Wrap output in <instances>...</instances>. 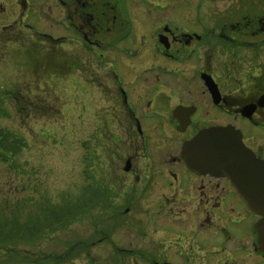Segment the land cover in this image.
<instances>
[{
	"label": "flooded vegetation",
	"instance_id": "obj_1",
	"mask_svg": "<svg viewBox=\"0 0 264 264\" xmlns=\"http://www.w3.org/2000/svg\"><path fill=\"white\" fill-rule=\"evenodd\" d=\"M220 1L10 2L27 35L36 31L41 16L45 22L55 19L60 54L81 49L92 53L90 63L107 67L110 75L104 79L117 88L114 98L120 100L115 111H124L117 123L123 133L114 140L123 142L122 172L137 181L142 177L140 193L150 198L136 207L146 215L143 232L135 233L136 246L122 251L147 264H264L253 229L260 217L229 179L197 172L182 157L184 144L199 131L231 126L245 148L264 159V0H228L224 10L211 11ZM180 6L194 8L176 13ZM214 52L228 55L229 65L215 61ZM143 56L153 75L128 81L126 68L135 73L129 65ZM79 62L62 58L58 66L78 71ZM219 67L231 69L217 77ZM208 78L215 100L205 84ZM99 88L109 96L110 87ZM132 200H126L125 209L111 204L119 210L120 228L128 224L123 216Z\"/></svg>",
	"mask_w": 264,
	"mask_h": 264
},
{
	"label": "rangeland",
	"instance_id": "obj_2",
	"mask_svg": "<svg viewBox=\"0 0 264 264\" xmlns=\"http://www.w3.org/2000/svg\"><path fill=\"white\" fill-rule=\"evenodd\" d=\"M227 1L221 0L211 11L224 10ZM10 2L0 0V133L12 138L9 143L17 140L18 149L15 153L3 150L5 156L0 153V223L13 220L22 225L31 218L34 222L35 216L49 217L52 206L62 204L70 218L53 232L41 228L30 243L16 244L13 254L0 251V264H52L54 258L77 243H87L101 229L105 234L100 237L109 235V242L93 244L88 253L84 251L66 264H147V260L127 257L122 251L124 246H136L135 233L143 232L141 222L146 221V215H139L136 207L141 201L149 203L150 198L140 193L142 177L137 181L136 176L122 172L123 142L114 140L121 135L117 123L124 111H115L120 100L114 98L117 88L104 79L110 75L107 67L90 63L92 53L81 49L72 55L76 51L72 47L60 54L55 19L45 22L41 16L35 28L40 35L33 30L27 35L20 18L12 16ZM193 8L180 6L175 12ZM213 54L219 64L229 65L228 55ZM62 58L78 59V71L67 65L60 69ZM129 66L136 72L126 68L128 81L134 75H141V80L153 75L145 56ZM183 69L189 68L175 71ZM230 69L219 67L215 75L223 77ZM90 79H95L94 83ZM104 85L111 88L109 96L101 94L99 87ZM90 187L110 190L112 204L121 209L127 208L126 200L133 197L123 216L128 224L120 228L119 210L106 209L102 203L94 209L74 208L72 199ZM147 228L146 238L151 240L152 230Z\"/></svg>",
	"mask_w": 264,
	"mask_h": 264
},
{
	"label": "water",
	"instance_id": "obj_3",
	"mask_svg": "<svg viewBox=\"0 0 264 264\" xmlns=\"http://www.w3.org/2000/svg\"><path fill=\"white\" fill-rule=\"evenodd\" d=\"M205 84L212 98H218L209 78ZM182 157L197 172L229 179L248 209L260 217L253 229L257 250L264 256V159L255 158L231 126L199 131L184 144Z\"/></svg>",
	"mask_w": 264,
	"mask_h": 264
},
{
	"label": "trees",
	"instance_id": "obj_4",
	"mask_svg": "<svg viewBox=\"0 0 264 264\" xmlns=\"http://www.w3.org/2000/svg\"><path fill=\"white\" fill-rule=\"evenodd\" d=\"M10 139L12 138L0 133V153L3 156H5L3 150L6 153H15V151L18 149V145H16L17 140L14 141V143H9ZM111 196L112 192L108 189L101 191L95 187H90L86 193L84 191V193L82 192L76 199H72L71 204L74 202V204H76L74 208L83 210L85 208H99V205L102 203L105 205L104 208L111 210ZM35 218L36 219L34 222H32L31 218L28 223L22 225L13 220L8 221V223H6V221L4 223H0V251L9 250V253L13 254L16 244L30 243L41 228L53 232L54 229L57 230L59 227L63 225L65 226L69 222L70 214L67 208L64 207V204H62L60 206H52V209L49 212V217L42 215L35 216ZM30 223V229L27 230L26 228ZM103 234H105V231L101 229L98 233H96V235L94 234L91 236V240H89L87 243H81L84 244V246L86 245L85 247L81 246L80 243H77L67 252H64L62 255L54 258L51 263L66 264L67 262L77 259L82 252L86 251L88 253L93 244L101 243L103 241L109 242L107 239L109 235H107V237L105 236L104 238H101L100 236Z\"/></svg>",
	"mask_w": 264,
	"mask_h": 264
}]
</instances>
